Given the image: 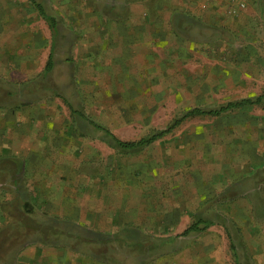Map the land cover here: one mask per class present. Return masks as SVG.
<instances>
[{"label": "crops", "instance_id": "obj_1", "mask_svg": "<svg viewBox=\"0 0 264 264\" xmlns=\"http://www.w3.org/2000/svg\"><path fill=\"white\" fill-rule=\"evenodd\" d=\"M247 11H254L248 0H0V264H103L98 247L118 238L134 240L130 232L159 231L164 233L160 237H172L195 222L201 205L212 208V200L223 214L225 208H237L241 215L257 213L262 205L254 200L264 190V152L256 144L261 141L255 140L254 153L238 154L220 165L218 175L208 181L212 194L192 189L194 208L178 206L174 219L166 209H152L150 201L145 205L149 197L144 193L136 201L130 188L106 174L118 163L120 150L88 121L126 141L111 126L120 87L146 95L153 71L166 87L168 73L183 62L182 56L199 53L194 37L215 29L210 26L219 20L215 14L239 17ZM215 76L213 70L211 81ZM101 102L108 104V112L91 115ZM257 106L264 107V100L185 121L250 114ZM196 108L213 110L194 107L185 114ZM165 160L166 151L159 158L162 164ZM234 164L241 168L234 169ZM251 182L257 194L246 191ZM219 224L203 233L221 231Z\"/></svg>", "mask_w": 264, "mask_h": 264}, {"label": "rangeland", "instance_id": "obj_2", "mask_svg": "<svg viewBox=\"0 0 264 264\" xmlns=\"http://www.w3.org/2000/svg\"><path fill=\"white\" fill-rule=\"evenodd\" d=\"M248 4L253 12L247 11L245 16L239 17L215 14L219 20L210 22L215 29L195 31L198 36L194 41L200 48L199 53L182 56L183 62L168 73L166 87L159 85V72L154 71L151 85L145 88L146 95L136 89L134 92L132 87L121 86L118 108L112 112L115 121L111 125L109 120L108 127L118 130L123 140L137 141L167 128L188 109H213L232 99L261 94L264 91V0H248ZM213 70L216 76L211 81ZM248 72L249 77L245 75ZM240 80L244 82L241 84ZM186 82L189 87L184 86ZM107 105L101 102L94 108L93 104L94 111L90 114L107 113ZM256 117L258 119L253 120ZM263 127V106L252 108L250 114L244 111L221 118L189 119L150 148L135 152L120 150L118 163L108 167L106 174L120 180V186L130 188L136 201L144 193L149 197L145 205L150 201L152 209H166L174 215L178 206L194 208L192 189H199L205 196L213 193L208 181L218 175L220 165L230 163L238 154L254 153L253 147L257 145L263 153ZM247 138L252 141L245 142ZM255 140L261 144L256 145ZM165 151L168 160L162 164L159 158ZM232 167L239 170L241 165ZM260 179L264 182V176ZM245 188L248 194L258 193L253 182ZM260 196L254 201L262 206L251 215L237 214V208H233V212L225 208L227 214H223V208L213 200L209 202L213 207L208 210H205L206 205H201V215L215 219L221 231L190 237L180 236L183 231H169L173 233L169 234L171 238L179 235L171 241L167 240L168 235L160 237L164 233L159 231L152 235L130 232L134 240L118 238L98 247L103 253V264H264V190L260 191ZM153 217L157 218L154 213ZM185 224L189 225L190 219L186 218Z\"/></svg>", "mask_w": 264, "mask_h": 264}, {"label": "trees", "instance_id": "obj_3", "mask_svg": "<svg viewBox=\"0 0 264 264\" xmlns=\"http://www.w3.org/2000/svg\"><path fill=\"white\" fill-rule=\"evenodd\" d=\"M264 100V94L260 97H257L256 99H246L238 102H230L226 105L221 106L218 109L213 110H204V109H193L188 111L183 117L176 119L168 128L165 130H162L160 132H157L147 138H143L138 141H122L118 139L115 135H113L109 130L105 129L99 124H96L95 122L88 120L91 124H93L96 128L102 129L104 133L106 134L107 142L115 149L122 150L124 152H135L138 150L143 149L144 147H147L148 145L153 144L154 142L158 141L159 139L163 138L167 134L171 133L176 127H178L183 121H185L189 117H195V116H219L223 113L242 109L249 105H255L259 104ZM260 172V171H259ZM256 177H260V173L256 174ZM172 218L173 216H169L168 219ZM215 219L210 217H205L203 215H199L195 222L187 229L185 230L180 236H188L191 233H203L209 229L214 224ZM178 236L171 238L169 237L167 240H175ZM234 249V246H232Z\"/></svg>", "mask_w": 264, "mask_h": 264}, {"label": "built area", "instance_id": "obj_4", "mask_svg": "<svg viewBox=\"0 0 264 264\" xmlns=\"http://www.w3.org/2000/svg\"><path fill=\"white\" fill-rule=\"evenodd\" d=\"M244 7H245V5H244V4H242V5H241V8L243 9Z\"/></svg>", "mask_w": 264, "mask_h": 264}]
</instances>
